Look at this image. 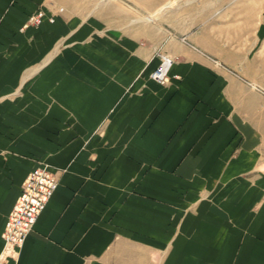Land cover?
Segmentation results:
<instances>
[{
	"label": "crops",
	"instance_id": "0c3cea01",
	"mask_svg": "<svg viewBox=\"0 0 264 264\" xmlns=\"http://www.w3.org/2000/svg\"><path fill=\"white\" fill-rule=\"evenodd\" d=\"M206 52L69 0H0V253L27 176L59 179L7 264H264V93Z\"/></svg>",
	"mask_w": 264,
	"mask_h": 264
},
{
	"label": "rangeland",
	"instance_id": "374dc122",
	"mask_svg": "<svg viewBox=\"0 0 264 264\" xmlns=\"http://www.w3.org/2000/svg\"><path fill=\"white\" fill-rule=\"evenodd\" d=\"M83 13L126 29L160 28L162 45L202 46L218 68L264 93V0H69ZM108 10V11H107ZM162 55H171L162 52ZM172 56V55H171Z\"/></svg>",
	"mask_w": 264,
	"mask_h": 264
},
{
	"label": "built area",
	"instance_id": "2783aa9c",
	"mask_svg": "<svg viewBox=\"0 0 264 264\" xmlns=\"http://www.w3.org/2000/svg\"><path fill=\"white\" fill-rule=\"evenodd\" d=\"M43 16L44 12L39 10L30 16L28 23L37 25ZM174 62L173 56L161 55L160 64L152 72L151 78L161 85L167 84L169 72ZM58 185L57 173L46 166L34 169L27 176L2 233L4 248L0 253V264H7L18 248L23 245L26 236L36 224Z\"/></svg>",
	"mask_w": 264,
	"mask_h": 264
}]
</instances>
